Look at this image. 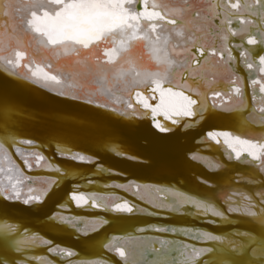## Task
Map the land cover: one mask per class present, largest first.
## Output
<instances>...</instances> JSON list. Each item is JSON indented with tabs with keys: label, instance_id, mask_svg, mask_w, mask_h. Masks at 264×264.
I'll return each mask as SVG.
<instances>
[{
	"label": "bare ground",
	"instance_id": "obj_1",
	"mask_svg": "<svg viewBox=\"0 0 264 264\" xmlns=\"http://www.w3.org/2000/svg\"><path fill=\"white\" fill-rule=\"evenodd\" d=\"M156 1V0H155ZM33 0H0V55L5 58L10 57L13 61L16 59V50H18L17 42L15 37H19L26 49L27 55L25 56L24 62H30L35 60L37 62H44L45 60H52L53 63L58 64L64 72L73 71L74 73H84V75H78L77 79L86 85V89L81 92V95L85 96V101L87 100L88 91L94 93L92 99L94 101L99 100L101 102L108 103V110L117 112L118 114H123L126 116H132L134 118L142 119L145 126H148L154 132H161L154 127V121L159 120L162 125L166 126L169 129H173L175 126L179 125L183 121L188 120V117L176 116L171 113L167 108L169 103L168 97L165 98V106L160 110V115L156 117H151L152 112L151 108L145 109L143 103H137L136 92L143 91V94L148 98L149 103L153 106L160 103L159 93H153L146 90L151 89L153 86L150 82L148 84L139 85L132 84L131 81L133 78L139 80L141 77H137L136 71L132 68L131 64H125V76L124 78L117 80L112 72L107 74V79H98L102 74L95 68H88L84 64H75L74 62L80 57H77L75 53H72L69 56H62L59 60L54 59L49 52L43 49H38L36 45L28 47L30 38L35 36V33H32L30 29L27 28V24H20V17L24 15L26 19H31L30 8H23L17 10L20 5H29ZM150 4L152 0H149ZM168 4H171L173 10L179 9L180 15L183 14L181 11L185 8L186 16L182 17L185 24V19L191 17V11L194 8H198L197 11L202 15V22L204 24L205 40L207 43V48L211 49L215 47L218 51L223 50L225 42L222 37L226 34L229 38L228 47L233 51V55L236 60L233 62H228L226 59L221 60L219 55L216 56H207L206 59L200 57L199 51L196 48H191L190 51H185L186 47H189L195 42H188L185 44L186 37L184 38L175 37L173 33V45L176 48L175 52H172L171 48L169 49L171 58L174 59L177 63L174 65L175 75L171 77L169 83L173 86L174 91L183 90L185 94L192 95L194 99H197V105L194 107L204 108L209 107L210 109H221L220 107L214 108V101L217 105H227L232 108V110L247 117L254 122L264 125V112L261 111V107L264 105L261 104V97H264V93L260 92V84L255 85L256 99H253V84L252 81L261 78L264 79V71H260V68H264V65L259 64V56L264 55V46L261 45H249L247 40L250 36H254L258 39L261 38V32H264V12L261 11L262 5L257 2V0H240V8L232 9L227 0H166ZM235 2V0H233ZM44 4H48L49 0H43ZM9 4L13 7L9 8ZM142 4V5H141ZM223 5V8L220 7ZM127 7H135L134 4L126 5ZM215 6V7H213ZM55 7V5H53ZM141 11H143V0H140ZM157 9L160 10L158 6ZM184 9V10H185ZM151 10V9H150ZM40 14H43V9H39ZM215 13H219V17L212 19ZM227 15V18L225 14ZM224 19L225 23L220 25V21ZM252 21V23H241V20ZM227 20H231L229 24ZM214 21V22H212ZM144 23H151L149 21H144ZM158 23L165 25L168 29H173L174 25L167 24L163 21H158ZM214 23L220 25L216 27ZM13 27H15L16 32L13 34ZM188 26H183V31ZM199 27V26H198ZM23 28L26 31L24 33L20 32V29ZM203 28V27H202ZM228 28H234L242 30L238 35L233 36L230 31H227ZM211 30L214 35H207ZM151 32V29H147ZM159 31V29H158ZM219 33L220 37H216V33ZM193 33H197L193 31ZM10 34H13V38H9ZM153 39L155 37L153 36ZM217 43L214 46V43ZM209 42V43H208ZM203 45H197V47ZM111 47L108 44H101L100 47L96 50L95 56L93 57L91 64H103L106 57H104V49ZM255 48L256 51L252 56V59L255 60L257 68L249 69L247 64L242 61L245 60V57L241 55V52L244 49ZM82 52H87L88 50L81 49ZM195 53L197 58L201 59V63L197 64L192 62V54ZM184 54L183 56H180ZM226 56V53H225ZM99 57V59H96ZM133 58L136 59L139 63L144 65H150L155 69V65L151 62L148 49L141 42L140 46L136 47L133 50ZM188 58V61H186ZM24 62H21L20 65L8 64L7 60L0 61V65L3 68L7 69L9 72L19 73L23 72L27 74L28 77H31V71L28 68L24 67ZM191 66V71H185V69ZM37 67L36 63L32 64V68ZM104 67L112 68V65H104ZM185 68L182 73H184L183 83L181 82V77L179 76V70ZM50 70V69H49ZM178 74V77L175 76ZM192 76H194V82L191 80L188 81ZM26 84H30L40 90L50 92L54 95H58V90L67 88V84L56 85L52 83L50 88L40 87L36 84L31 83L29 80H24L23 78H17ZM35 79V78H32ZM125 80L129 81L126 85ZM186 80V81H185ZM234 81H236L234 83ZM242 82V90L244 92V97L238 96L233 92L234 87L237 86V83ZM150 85V87H149ZM168 84L162 85V87H168ZM192 86V87H191ZM102 87L105 91L101 94L97 92L96 89ZM108 88H111V91H107ZM51 89H56L53 91ZM72 91V89H67ZM213 91H219L220 96L215 97ZM152 95H155L156 99H151ZM61 96V95H60ZM231 96V99H229ZM235 101V103H233ZM131 103L133 108H129L128 105ZM94 104V103H93ZM104 108V107H102ZM135 110H138L140 113L146 114V116L135 115ZM168 111L170 118H165L164 112ZM194 117V116H193ZM191 117V118H193ZM173 120L179 121L178 123H173ZM225 123V122H222ZM215 129V128H214ZM2 130V129H1ZM209 130V129H207ZM216 130V129H215ZM218 130V129H217ZM221 130V129H219ZM222 131V130H221ZM229 131V130H224ZM230 132V131H229ZM264 132L255 140L256 143H264ZM209 138V137H208ZM206 135L202 132L201 142L204 146L199 147L202 152L199 153L197 159H194L193 162L181 157H177L176 154L165 153L162 154V157L153 159L154 165L158 168L157 177H165L166 180H172L178 183L181 188V191L200 194L204 193H215L218 189H228L234 186V182L238 177V174H233L232 171H238L241 175L239 177H244L245 179L240 183L239 187L245 189L249 194L252 195L253 199L257 201V211L259 212V196L256 195L258 192H264V172H261L258 167L254 168L252 165H259L261 161H253L247 153L242 154V160L250 161V164H243L236 160L235 153L227 144L224 143L223 138H219L220 142L215 143L208 139ZM242 138H248L243 136ZM0 139L4 140V147L0 148V165L2 166L4 162L9 164V167H0V186L10 187L11 183L15 179H21L23 184L18 185V187L23 188L26 192L27 189L25 185L33 187L36 191L44 190L42 186L51 182L53 180L50 178H44V180L32 179L33 176L39 174H45L53 176L58 181V185L51 187L47 195L44 197L43 206L46 207L50 205L57 198L64 196L63 202L61 204H66L69 214H61L59 206L55 207V213L61 215L64 219L55 223L49 219V221L42 222H31L25 221L32 225V227L51 235L55 240H58L60 244L63 245H73L77 247L79 253L89 256L97 255L105 260L99 261H79L75 264H124L125 259L130 260V264L134 260H139V249H133L132 245L140 244L146 245L149 249L148 258L152 259L153 254L151 249L153 247L160 249L161 241H166L169 244L170 249L182 248L183 245H196V248H206L215 246V250L212 253H205L203 257H206L205 261L218 264H225L226 261H234L235 264H264V256L260 253L261 241L259 237L264 235L260 232V229L257 225L251 222L252 218L247 217L246 215H241L238 213H229L227 212V203L223 199H217L215 201L216 205L223 211H225L227 218H221L211 215V213L204 214L203 210L196 209L194 205L186 204L182 206V210L179 212L170 211V205L166 204L165 207H158L157 205L161 201H168L170 197L166 194L167 189L171 186H163L158 183H140L135 182L134 180L124 182V179L119 176L117 173L105 172L93 168L92 164H86L80 161H74L70 157L64 158L56 157L54 154L50 153L52 156L48 160H42L38 165H33L31 158H29V153L33 156L34 152L42 153L45 157H48L47 154L42 152L39 148H33L29 143L21 142L24 138H20L13 142L9 134L5 132L0 133ZM252 139V138H250ZM236 147H239L238 145ZM38 149V150H37ZM37 150V151H36ZM25 152V154H24ZM7 156V158H6ZM231 156L232 159L229 160L227 157ZM264 160V157H262ZM27 161V162H26ZM52 161V162H51ZM214 161L221 162L224 167L217 169L215 168ZM14 162V166L12 165ZM49 162L53 165L49 167ZM54 162V163H53ZM55 165H59L64 171H58ZM23 172V176H19L17 173V167ZM26 167L30 169L26 170ZM11 168V172L9 169ZM189 171L198 174L201 178L205 179L208 183L203 182L202 179L197 180ZM93 172L95 178L105 182L100 185L97 182H86L79 189H73L67 185V175L69 173H86ZM9 175L13 176V181L8 179ZM235 178L233 179V177ZM25 177L28 178L25 179ZM54 178V180H55ZM252 180L255 183H249L248 181ZM131 182L130 190H126L124 185H129ZM119 185V186H118ZM162 188L164 191L157 192V188ZM90 189L99 191L95 193L89 191ZM69 193V195H68ZM73 194H84L85 196L91 197L98 204L97 207L92 206V202L89 200L88 204L77 206L76 202L72 199ZM0 199H4L3 196H0ZM240 199V197H236ZM5 200V199H4ZM16 202L17 201L13 199ZM12 200V201H13ZM129 201L130 205L134 204L137 207L133 208V212H116L114 211L115 205L117 203H125ZM104 205L107 206L103 207ZM113 205V206H112ZM111 207H113L111 209ZM159 213L158 216L151 215L152 212ZM106 212V213H103ZM111 212V213H110ZM74 214V215H73ZM101 214L103 217L109 218L107 225L99 227L94 231L90 232L89 230L97 227L98 219L97 218H88L90 216H95ZM150 214V215H149ZM65 216L69 219H65ZM80 216V217H77ZM71 221L69 223L68 221ZM218 220V223H212L211 221ZM162 222V223H173V224H188V225H197L200 230H193V228H183V227H169L168 231H158L157 229H145L142 234H148L143 236H136L139 234V231L130 230L127 235L114 236L107 240L104 247L101 244L104 241L105 231L111 230L114 233H121L120 230L124 229L130 224H142L145 222ZM76 224V225H75ZM233 224H236L238 228L232 230H226ZM74 226L75 229H71ZM69 226V227H67ZM151 228V227H150ZM164 229V228H163ZM166 229V228H165ZM73 230H77L84 236H77L74 240L71 238ZM87 231V232H86ZM237 231L241 232H254L257 233V240L252 247L257 248L256 255L252 254V247L246 245V253L239 254L233 250L231 247V242H237L235 247L240 248V241H246L248 237L237 235ZM201 232H209L212 234L219 235L224 237L223 240L217 241H205V240H196L193 239L194 236L199 235ZM149 234L154 236H149ZM116 248H124L129 253H135L134 255H129L126 257H121L116 251ZM249 248V249H248ZM190 253L191 248L187 249ZM30 252L44 253V248L41 246H33ZM64 254V253H63ZM37 255V254H36ZM170 258H175L178 261V264H182L185 259V256L177 251L169 252ZM0 256L11 259L13 256H18L12 252L7 251L5 248L0 247ZM63 257L66 255H62ZM82 257V255H81ZM202 257V256H201ZM51 259L43 258L44 261L48 262L47 264H57L64 263L63 259L59 258L57 255L50 256ZM197 264L199 263L200 257L195 258ZM225 260L224 263L220 260ZM42 259L38 261H30L31 264H40L43 261ZM204 264V263H203Z\"/></svg>",
	"mask_w": 264,
	"mask_h": 264
},
{
	"label": "snow or ice",
	"instance_id": "obj_2",
	"mask_svg": "<svg viewBox=\"0 0 264 264\" xmlns=\"http://www.w3.org/2000/svg\"><path fill=\"white\" fill-rule=\"evenodd\" d=\"M228 5L232 9L240 8V0H227ZM258 3L262 5L261 11L264 12V0H257ZM140 0H49L48 4H44L43 0H33L29 5H20L17 10L23 8H30L31 19H26L24 15L20 17V24H27V28L31 30L32 33L36 35L30 38L28 47L36 45L38 49L46 50L51 54V56L59 60L62 56H69L72 53H75L77 59L74 63L84 64L88 68L95 67L102 75L98 79H107V74L112 72L117 80L124 78L125 76V64H131L132 68L136 71L137 77L141 79L137 80L133 78L131 81L132 84L144 85L149 82L153 85L151 91L153 93H159L160 103L155 106L149 103L148 98L143 94V91H137V103H143L145 109L151 108L152 116L156 117L160 115V110L165 106V98L168 97L169 103L167 108L171 111L173 115L184 116V117H193L198 116L199 119L194 121L192 125H185V127L195 126L199 123V120L203 119V116L200 115L201 109L194 107L197 105V99H194L192 95L185 94L183 90L174 91L173 86L169 83L172 76L175 75L176 61L171 58L169 49L171 48L172 52L176 51L175 46L173 45V33L175 37L184 38L183 24L178 23L177 18L169 16L167 13H162L161 11L156 10L158 5L153 0L150 4L149 0H143V11L139 8ZM134 4L135 7H127L126 5ZM55 5V7H53ZM13 5L9 4V8ZM215 7V6H213ZM223 8V5H220ZM43 9V14L41 15L39 9ZM151 9V10H150ZM200 13L197 12V16ZM227 13L225 14L227 18ZM219 17V13H215L212 19ZM144 21H149L151 23H144ZM158 21H166L167 24L174 25L173 29H168L165 25L158 23ZM230 24L231 20H227ZM225 20L220 21V25H223ZM241 23H252V21L241 20ZM217 25L216 27H220ZM151 29V32L147 29ZM159 29V31H158ZM26 30L21 28L20 32L24 33ZM227 31H230L233 36L239 34L240 31L234 28H228ZM16 32L15 27H13V34ZM13 34H10L9 38H13ZM210 35L214 33L209 30ZM153 36L155 39H153ZM18 50H16V59L13 61L10 57L5 58L0 55V61L7 60L8 64L20 65L21 62L25 61V56L27 55V49L23 41L19 37H15ZM225 42L223 50H217L215 47L208 49L204 46L197 47L196 44H192L189 47H186L185 51H190L191 48H196L200 53V57L204 59L207 56H216L219 55L221 60H227L228 62H233L236 60L233 55V51L228 47V36L225 34L222 37ZM143 42L144 46L148 49L151 62L155 65L153 69L150 65H144L139 63L136 59L133 58V50L140 46ZM185 44L187 40L184 41ZM2 43V39H0ZM249 45H261L264 46V32H261V38L258 39L254 36H250L247 40ZM101 44H108L111 47L104 49V60L103 64L92 65L91 61L95 56L96 50L100 47ZM81 49L88 50L87 52H82ZM2 51V48H0ZM256 49H244L241 52V55L245 57L243 63L247 64L249 69L257 68L255 60L252 59L253 54ZM226 53V56H225ZM192 54V62L197 64L201 63V59L195 56V53ZM99 59V57H96ZM36 63L37 67L32 68V64ZM259 64L264 65V55L259 56ZM104 65H112V68L104 67ZM24 67L28 68L31 71V77H28L27 74L23 72L13 73L9 72L7 69L3 68L0 65V72H3L5 75L12 78H23L24 80H29L31 83L36 84L40 87L50 88L52 83L56 85L67 84V88H61L58 90L59 95L65 98H71L74 100H85V96L81 95V92L86 89V85L77 79L78 75H84V73H74L73 71L64 72L58 64L53 63L52 60H45L44 62H37L32 60L30 62H24ZM50 69V70H49ZM260 71H264V68H260ZM185 71H191V66L185 69ZM35 78V79H32ZM236 81H234L235 83ZM129 81L125 80L127 85ZM168 84V87H162V85ZM253 84V99H256L255 85L260 84V92L264 93V79L257 78L252 81ZM67 89H72L69 91ZM57 91L56 89H51ZM97 92L101 94L105 91L104 88L98 87ZM107 91H111V88H108ZM233 92L240 97H244V92L242 90V82L237 83V86L234 87ZM94 95L91 91L87 93L86 102L89 104H95L97 107L107 108L109 105L107 102H101L99 100L94 101L91 97ZM213 95L218 97L221 95L219 91H213ZM151 99L155 100L156 97L153 95ZM231 99V96H229ZM261 104L264 105V97L260 98ZM235 103V101H233ZM129 108H133V105L129 103ZM220 107L222 111L230 112L232 108L227 105H217L214 101V108ZM6 106H0V112L7 111ZM204 111H207L206 106ZM261 111L264 112V107H261ZM135 115L146 116L144 113H140L138 110H135ZM165 118H170L168 111L164 112ZM173 123H178L179 121L173 120ZM154 127L160 130L161 132L171 131V129L162 125L159 120L154 121ZM208 137L211 140L220 142L219 138H223L224 143L232 149L235 153V158L237 161L243 164H250L248 160H242V154L247 153L251 160L261 161L259 165H252V167H258L261 172H264V143L253 142L250 138H242L239 134L232 133L229 131L213 130L208 133ZM11 139L14 141L19 140V137L12 136ZM264 139V137H261ZM21 142L23 143H32L34 141L24 139ZM239 147H236V146ZM4 147V140L0 139V148ZM58 152L61 156H68L71 159L83 162V161H94L95 157L86 156L82 153H74L70 148L61 147L57 145ZM115 152L116 155L125 156L129 159H136V157H128L127 153L122 151H116L114 148L110 149ZM37 156V160H46L47 158L39 152H34ZM199 156L198 153L190 154V158L197 159ZM7 158V156H6ZM229 160L232 159L231 156L227 157ZM27 162V161H26ZM14 163V162H13ZM215 168H223L224 165L219 161L213 162ZM39 166V165H38ZM49 167L53 165L49 162ZM17 167V173L19 176H23V172ZM58 171H64L59 165H55ZM2 170V168H0ZM11 172V168L9 169ZM8 179L13 181V176L9 175ZM27 179V177H25ZM244 177H237L234 186L228 189H218L215 193H204L192 194L188 192L181 191L176 189L175 186H171L167 189L166 194L170 197L168 201H161L157 206L165 207L166 204L170 205V211L179 212L182 210V206L186 204L194 205L196 209H202L204 214L211 213V215L221 218H227L225 211L221 210L215 203L217 199H223L229 201L227 203V212L229 213H238L241 215H246L247 217L252 218L251 222L260 229L261 233H264V192L256 193L259 196V212L257 209V201L253 199L252 195L249 194L245 189L239 187L240 183L244 180ZM54 180V178H53ZM208 183L207 181H203ZM249 183H255V181L249 180ZM23 184L21 179H15L10 187L0 186V196H3L6 200H17L22 201L25 206L33 208L35 204L41 203L44 197L47 195L49 189H44L42 191H36L33 187L25 185L27 189L25 192L23 188L18 187V185ZM119 186V185H118ZM51 185L49 186V188ZM126 190H130L131 182L129 185H124ZM157 192L164 191L162 188H157ZM240 197V199H236ZM72 199L76 202L77 206L88 204L89 200L84 194H73ZM35 202V204H34ZM129 201L125 203H117L115 205L114 211L116 212H133V208L137 207L132 204L131 206ZM93 207H97L98 204L95 200L92 202ZM59 207H66V204H61ZM105 209L107 208L104 205ZM157 214V213H153ZM49 219L53 222H59L64 218L61 215L53 214ZM71 223V221H68ZM212 223H217L213 220ZM75 226V225H73ZM158 231H168V229L158 228ZM87 234V233H85ZM237 235L246 236L248 239L246 241H240V248H236L235 244L237 242L232 241L231 247L233 250L239 254L246 253V245L251 246L256 243L257 233L254 232H241L237 231ZM31 237L32 239H28ZM38 238L37 234L31 233L27 228H21L19 222L14 221L6 216L0 215V247L5 248L7 251L19 255L22 251V248L30 247L35 243V239ZM41 239L42 243L48 244L50 241ZM193 239L196 240H205V241H217L223 240L224 237H221L216 234L209 232H201L199 235L194 236ZM261 241L260 253L264 256V235L259 237ZM161 248L157 249L153 247L151 253L153 258L149 259V249L146 245L135 244L132 245V248L139 249V260H134L131 264H178V261L175 258L169 257L170 251L180 252L185 256L182 264H197L196 257H201L205 253H212L215 250V246L206 247V248H196L192 245H183L182 248L170 249L169 244L166 241H161ZM106 247L108 245H105ZM58 247V246H57ZM191 248L189 253L187 249ZM56 248L51 249L55 252ZM252 254L256 255L257 248L252 247ZM116 251L121 257H126L129 255H134L135 253H129L124 248H116ZM69 255H72L71 250L68 251ZM0 264H24L23 258H17L15 261H9L5 257H0ZM124 264H130L129 259H125ZM204 264H208V261H204ZM225 264H235L234 261H226ZM251 264V261H249Z\"/></svg>",
	"mask_w": 264,
	"mask_h": 264
},
{
	"label": "water",
	"instance_id": "obj_3",
	"mask_svg": "<svg viewBox=\"0 0 264 264\" xmlns=\"http://www.w3.org/2000/svg\"><path fill=\"white\" fill-rule=\"evenodd\" d=\"M0 106H6L8 109L0 112V133L5 132L10 137L16 136L34 141V144L29 143V145H32V149H41L42 152L47 154V160L52 156L50 153H58L57 145H60L61 147L72 149L74 153H82L86 154V156L97 158L94 161H83V163L92 164L93 168L100 171H113L121 176L124 182L134 180L140 183H158L163 186H175L179 190L181 188L175 181L166 180L165 177H157L155 175L158 168L154 165L153 159L162 157L161 155L165 153H174L177 157L193 162L194 159L190 158V154L203 153L199 147L204 146L201 142V136L202 132L205 134L207 129L229 130L232 133L239 134L241 137L252 138L253 142L264 132V125H260L247 117L244 118L243 115L237 114L233 110L225 112L221 109L206 107L207 111H204V108L201 109L200 115L203 116V119L199 120V123L195 124V126L185 127V125H192L194 121H197L199 119L198 116L188 117V120L175 126L169 132L158 133L145 126L140 118L118 114L107 108L89 104L85 100L65 98L59 94L54 95L26 84L17 78L7 76L3 72H0ZM113 148L116 151L127 153L128 157H136V159L116 155L114 151L110 150ZM54 155L60 157V154ZM63 157L69 158L68 156ZM232 173L241 176L238 171H232ZM189 174L197 180L202 179L205 181V179L192 171H189ZM67 176V185L73 189H79L86 182L94 181L100 185L105 183L96 179L93 172L69 173ZM50 185L51 187L58 185L56 178L42 186V188L50 190ZM89 191L99 192L92 189ZM63 198L64 196L62 195L45 208L42 207L43 202L38 204L34 202L35 206L29 208L22 202L0 199V215L19 222L22 229L27 228L31 233L38 235L33 245L22 248L21 253L18 256L11 257L9 261L23 258L24 264H31L30 261L38 263L43 258L51 259L50 256L53 255L63 259L64 263L62 264H75L79 261H91L98 258H100L98 259L99 261L105 260L97 257V255H83L79 253L74 244L70 246L69 244H60L58 243L60 241L55 240L51 235L41 232L25 222L49 221V217L55 213V207H58L63 202ZM59 209L61 214H72L67 210H62L67 209V205L63 208L59 207ZM152 213L156 212L153 211ZM151 215L158 216L159 213ZM92 217L98 219V224L97 227L89 230L90 232L107 225L109 222V218L103 217L101 214L88 218ZM65 219H69V217L65 216ZM215 221L219 222L218 220ZM173 226L202 231L197 225L162 223L159 221L137 225L130 224L120 230L119 232L121 233H114L111 230L105 231V239L101 246L104 247L107 240L114 236L123 237L127 235L131 232L130 230L139 231L140 233L136 236H143L148 235L142 234L145 229L155 231L157 228L168 229ZM235 228H238V226L233 224L226 230ZM71 229H75L74 226ZM81 235L84 236L85 234L73 230L71 238L75 240L77 236ZM149 236L154 235L149 234ZM39 238L46 239L50 243H42ZM28 239L31 240L32 238L28 237ZM35 245L43 247L44 253H36V255L30 252ZM53 248H56L55 252L51 251ZM69 250L73 252L72 255L68 254ZM62 255L66 256L63 257ZM205 259L206 257H200L198 264H203ZM220 262L224 263L225 260L222 259ZM47 263L43 260L40 264ZM53 264L57 263L54 262ZM208 264L216 263L208 262Z\"/></svg>",
	"mask_w": 264,
	"mask_h": 264
},
{
	"label": "clouds",
	"instance_id": "obj_4",
	"mask_svg": "<svg viewBox=\"0 0 264 264\" xmlns=\"http://www.w3.org/2000/svg\"><path fill=\"white\" fill-rule=\"evenodd\" d=\"M210 131H213V130H207V131H205V135H206L207 138H208V133H209Z\"/></svg>",
	"mask_w": 264,
	"mask_h": 264
}]
</instances>
